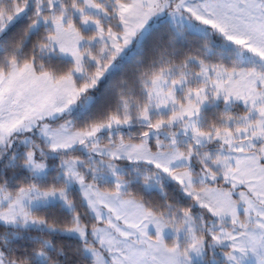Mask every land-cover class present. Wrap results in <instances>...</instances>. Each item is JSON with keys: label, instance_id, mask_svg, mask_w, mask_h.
<instances>
[{"label": "snow or ice", "instance_id": "snow-or-ice-1", "mask_svg": "<svg viewBox=\"0 0 264 264\" xmlns=\"http://www.w3.org/2000/svg\"><path fill=\"white\" fill-rule=\"evenodd\" d=\"M0 264H264V0H0Z\"/></svg>", "mask_w": 264, "mask_h": 264}]
</instances>
